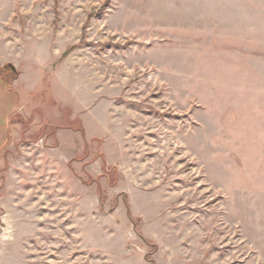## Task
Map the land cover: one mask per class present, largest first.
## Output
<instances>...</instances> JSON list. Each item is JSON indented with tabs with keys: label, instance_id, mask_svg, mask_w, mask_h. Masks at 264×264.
I'll return each mask as SVG.
<instances>
[{
	"label": "rangeland",
	"instance_id": "374dc122",
	"mask_svg": "<svg viewBox=\"0 0 264 264\" xmlns=\"http://www.w3.org/2000/svg\"><path fill=\"white\" fill-rule=\"evenodd\" d=\"M0 264H264V0H0Z\"/></svg>",
	"mask_w": 264,
	"mask_h": 264
},
{
	"label": "trees",
	"instance_id": "16d2710c",
	"mask_svg": "<svg viewBox=\"0 0 264 264\" xmlns=\"http://www.w3.org/2000/svg\"><path fill=\"white\" fill-rule=\"evenodd\" d=\"M11 74L16 75L15 70L8 65L0 69V79L6 83L7 87H10L8 82L9 79L7 80V78H9Z\"/></svg>",
	"mask_w": 264,
	"mask_h": 264
}]
</instances>
